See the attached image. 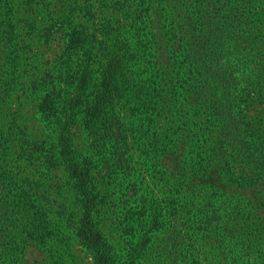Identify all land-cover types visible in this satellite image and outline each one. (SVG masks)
Returning a JSON list of instances; mask_svg holds the SVG:
<instances>
[{
    "label": "trees",
    "instance_id": "obj_1",
    "mask_svg": "<svg viewBox=\"0 0 264 264\" xmlns=\"http://www.w3.org/2000/svg\"><path fill=\"white\" fill-rule=\"evenodd\" d=\"M106 1H69L92 30L68 11L48 32L65 30L66 43L58 72L29 87L42 134L0 108V264H27L34 249L47 264H77L66 256L70 241L92 264H138L153 256L157 264H203L193 239L185 244L167 235L162 201L142 191L145 181L133 164L145 137L158 143L157 126L172 111L169 97L184 84L195 113L180 134L173 125L160 139L165 146L174 135L173 152L192 137L190 183L174 180L165 196L170 221L187 217V232L201 235L203 247L218 256L207 264H264L257 251L264 252V237L233 229L241 206L229 194L264 185V117L257 114L264 111V0H111L110 18L100 15ZM155 9L171 43L170 73L159 65L155 35L143 27ZM77 127L96 154L76 148ZM214 175L224 190L211 183ZM120 200L122 210L112 214ZM107 216L121 234L118 243L102 230ZM146 228L162 239H145Z\"/></svg>",
    "mask_w": 264,
    "mask_h": 264
},
{
    "label": "rangeland",
    "instance_id": "obj_2",
    "mask_svg": "<svg viewBox=\"0 0 264 264\" xmlns=\"http://www.w3.org/2000/svg\"><path fill=\"white\" fill-rule=\"evenodd\" d=\"M69 1L70 0H0V108L9 112L10 115L17 114L16 117L23 122V126H29L30 132L34 135H41L42 128L36 112L37 101L35 98L29 97V87L32 80L45 77L53 72H55V74L58 72L59 57L66 43L65 30L53 33L52 35H49L48 32L56 22L60 23L61 16L64 12L67 13L70 11L71 14H74L73 16H76L78 9ZM65 2L67 4H65ZM77 2L78 5H84L86 2L88 3V0H77ZM106 3L107 5L104 7H101L100 4L95 6L96 8L100 6L101 9L104 10V14H100L101 16L110 18L114 12L112 9L114 2L107 0ZM181 10L182 9L179 8L180 12ZM98 18L100 19V16H98ZM76 21L77 25H83L88 29H93L92 24L87 23V20L82 14H77ZM163 24L159 9H155V11L150 14L149 19L146 20V23L143 24V27L148 25L149 27H146L147 32L155 35L157 41L156 49L161 62L159 65L169 69L167 72L170 73L172 69L169 68L168 59L171 43L168 40L167 34L163 31ZM150 36L152 38V35ZM184 86L186 88L182 90L178 89V93L176 92L177 90H173L175 96L169 97L172 111H166L163 114L164 120H162V122L160 121V125L157 126L160 136L157 141L158 143L153 144V141H150L149 137H147V139L145 137L143 143L146 144V147H143L139 151L142 153L139 156V153H135L134 159L136 163L133 164L136 168L140 169L139 175L136 174L135 177L139 178V182L142 177L144 178L145 185L144 188L141 185L142 191L145 192L148 198H150L149 194L152 195L153 193L157 196L159 201H162L161 206L164 207L163 213L166 214L165 220L167 222H164V224H167L169 227L167 235H169V237L170 235L181 237V240H183L185 244H189V240L193 239L196 243L193 247L197 248L196 251H193L194 254L198 256V253H200V260H202L203 264H207L209 260H216L218 258L217 254H211L208 245L203 247L202 243L204 242L202 241L203 238H201V235L197 236L194 232H187L186 227L188 223L185 222L187 217H184V214L181 215L182 220L173 224V222L170 221L171 219L175 220L174 217L171 216L172 211L165 208L167 204L170 205V199L165 198V196L168 194L167 192H169V190H172L174 180L190 183L191 168L188 160L190 158L189 152L191 150L192 137L187 133V129L185 130L186 134H188V138H185L184 144L178 145L173 152L170 150V145H172L170 144L172 142L171 138L174 135L180 134V130L184 128L183 124L194 115V107L197 105V103L192 102L191 99L187 100L191 92L186 84H184ZM177 96H180L179 101L176 100ZM195 99H199V94L196 95ZM176 103H178V106L175 105ZM193 103L194 107H192ZM258 109V116L264 117V111H261V108ZM190 111L191 113L189 114ZM172 112L175 114L173 115ZM251 114L253 115L254 112L251 111ZM176 117H179V119ZM195 118L197 119L196 116ZM173 125H175L177 131L168 140L170 143L164 146L160 139L165 137V133H167V130ZM74 134L75 146L82 154L88 157L91 156V153L96 154V151L91 148V142H89L86 132L81 127L75 128ZM147 135L152 136V132H148ZM163 147L167 148L164 149L165 154L161 152ZM8 156L7 162L9 167H11L14 165L13 161L15 160V156H13V154ZM6 165L4 164L3 168ZM15 166H18V164H15ZM145 170L149 172H143ZM52 176L56 177V180L62 178L60 174H53ZM167 178H169V180ZM211 183H218L216 185L221 190L225 188L223 180H221V177L218 175H214ZM228 187L230 186L228 185ZM229 194L233 196L235 204H240L239 206H241V210L239 209L240 211L238 212L235 211V214L232 215L234 218L232 224L234 227L233 229L238 233L248 234L247 238L250 236L252 238L255 236L264 237V185L254 186V188L251 187L244 191H232ZM120 198L121 195H119V199ZM122 200L124 201L125 199ZM123 201L120 200L119 204L117 203V208L112 210V214H119L123 208ZM150 212L151 211L148 210L147 214L150 215ZM231 212L232 210L230 208L227 213ZM105 220L106 221L102 222V230L107 233L108 237L112 240H116V243H118L121 234L112 227L108 216ZM139 230L142 232L140 228ZM148 231L149 229L146 228L143 232L145 239H162V233H155V231L148 233ZM181 243L183 242L181 241ZM66 248L69 250L71 249V252H69L70 257L66 254L69 260L74 259L77 264H92L91 255L84 251L82 246L77 242L70 241L67 243ZM257 251L264 253L260 247L257 248ZM26 258L27 264L48 263L46 255H42L35 249L28 252ZM138 264L157 263L153 256L150 257L149 260L138 262Z\"/></svg>",
    "mask_w": 264,
    "mask_h": 264
}]
</instances>
